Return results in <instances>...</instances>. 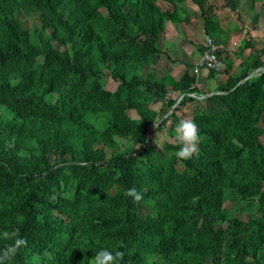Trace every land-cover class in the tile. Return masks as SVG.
<instances>
[{
	"label": "trees",
	"instance_id": "trees-1",
	"mask_svg": "<svg viewBox=\"0 0 264 264\" xmlns=\"http://www.w3.org/2000/svg\"><path fill=\"white\" fill-rule=\"evenodd\" d=\"M187 1L0 0V249L12 243L5 231L28 242L8 264H90L102 248L122 251L119 264H264V69L246 76L264 49L227 74L226 108L208 112L190 95V67L175 81L148 66ZM190 1L215 40L207 0ZM32 13L38 28L25 24ZM188 102L199 154L177 158L176 140L161 154L147 134L175 129ZM132 187L139 203L124 195Z\"/></svg>",
	"mask_w": 264,
	"mask_h": 264
},
{
	"label": "crops",
	"instance_id": "crops-1",
	"mask_svg": "<svg viewBox=\"0 0 264 264\" xmlns=\"http://www.w3.org/2000/svg\"><path fill=\"white\" fill-rule=\"evenodd\" d=\"M211 3V0L205 3L208 13L211 10L208 11L207 7ZM215 3L213 12L219 28L214 41L219 46L218 55L223 64L221 70L198 67L197 72L193 71L201 56L205 27L200 9L196 4H191L190 0L186 2V6L191 12L185 14L184 20L179 23L167 22L164 31L158 36L161 51L152 53L148 57V66L167 73L175 81H179L183 72L189 71L187 67H190L194 73L195 87L199 90L196 94L202 95L200 99L205 101L208 112H217L226 108V104L221 99L223 92L220 90V85L226 81L227 74L232 76L240 74L244 69L241 66L242 61L255 49H264V0H253L251 7L249 0H216ZM163 5L172 9L167 2ZM260 60L262 66L249 72L247 77L258 69H264V51ZM146 67L143 68L142 75L146 74ZM115 81L118 83V80ZM243 81L244 79L239 82ZM111 83L113 82H109ZM168 95L177 99L182 97L177 90H171ZM150 107L160 111L162 103L155 98L151 101ZM172 131L175 133V129Z\"/></svg>",
	"mask_w": 264,
	"mask_h": 264
},
{
	"label": "clouds",
	"instance_id": "clouds-1",
	"mask_svg": "<svg viewBox=\"0 0 264 264\" xmlns=\"http://www.w3.org/2000/svg\"><path fill=\"white\" fill-rule=\"evenodd\" d=\"M157 138L156 141H158ZM175 140L181 145L176 156L179 159H190L194 154H199L197 147L199 142L198 126L194 120L182 119L175 128ZM158 147L160 144L155 142ZM126 197H131L134 203H139L143 197L135 187L129 188L124 192ZM3 238L11 240L12 243L7 244L3 249H0V264H8L14 258L22 247H27V240L20 235L19 230L12 232H3ZM124 258L122 251H111L107 248H102L92 257L90 264H119Z\"/></svg>",
	"mask_w": 264,
	"mask_h": 264
},
{
	"label": "rangeland",
	"instance_id": "rangeland-1",
	"mask_svg": "<svg viewBox=\"0 0 264 264\" xmlns=\"http://www.w3.org/2000/svg\"><path fill=\"white\" fill-rule=\"evenodd\" d=\"M211 1H212V3L207 8H208V11H209V9L211 10V11H209V13H212L213 15H215L213 12V9L215 7V4H216L215 1L216 0H211ZM190 3L192 4L191 1H190ZM164 5L162 4L163 7H165ZM249 7H251V6L249 5ZM215 20H216V17H215ZM25 24L29 28H33V27L38 28L39 27V15L36 13H32L31 15L28 16ZM105 80H106L105 85L109 89H113L115 87V84L117 83L115 80H113L109 76H107V78H105ZM109 82H113V83L109 84ZM179 100H181V98H178V101ZM184 108H186V109H184ZM191 110H192V103H188L187 105L185 104L184 107L180 108L179 113L182 114V117L184 119H188L191 116ZM158 112L160 113V115H161V113H163L161 110ZM186 114H187V116H186ZM261 125L264 127V115H263L262 120H261ZM174 136H175V133L170 130V121H168L167 124L163 128H161L159 130H152L147 134L149 144L151 146H153L161 154H163L164 143L174 142L175 141ZM157 138H159L158 141H156ZM262 141L264 143V137L262 138ZM118 142H119L120 146H125V145L129 144L131 142V140L128 137H118ZM155 142H158L160 144V147H158ZM111 151L112 150L109 147H103L102 148L103 157L106 159L110 155ZM263 187H264V185H263ZM241 205H242V202H235L234 203V202H232V200L229 197H227L225 200V206H227L228 208H231V209H239L241 207ZM255 212H256L255 206L249 207L248 209H244L240 213V218L243 220H247L251 216H253L255 214Z\"/></svg>",
	"mask_w": 264,
	"mask_h": 264
},
{
	"label": "built area",
	"instance_id": "built-area-1",
	"mask_svg": "<svg viewBox=\"0 0 264 264\" xmlns=\"http://www.w3.org/2000/svg\"><path fill=\"white\" fill-rule=\"evenodd\" d=\"M218 49L219 46L214 42L212 37L205 33L203 35V49L201 51V56L198 58L195 64L196 67H194L193 71L197 72L198 67L215 71L221 70L223 64L217 53ZM190 95L199 99L202 97V95L196 93H190Z\"/></svg>",
	"mask_w": 264,
	"mask_h": 264
},
{
	"label": "water",
	"instance_id": "water-1",
	"mask_svg": "<svg viewBox=\"0 0 264 264\" xmlns=\"http://www.w3.org/2000/svg\"><path fill=\"white\" fill-rule=\"evenodd\" d=\"M179 101H180V100H179ZM179 101H178V102H179Z\"/></svg>",
	"mask_w": 264,
	"mask_h": 264
}]
</instances>
